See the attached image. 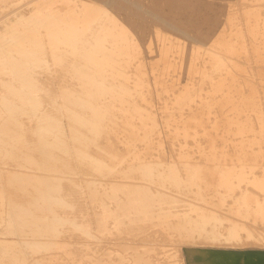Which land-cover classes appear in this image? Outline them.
<instances>
[{"label":"bare ground","instance_id":"bare-ground-1","mask_svg":"<svg viewBox=\"0 0 264 264\" xmlns=\"http://www.w3.org/2000/svg\"><path fill=\"white\" fill-rule=\"evenodd\" d=\"M61 1L62 15L55 10L39 13L40 7L27 5L0 30V226H5L0 264H65L66 257L59 259L56 253L63 251L66 256L76 244L88 256V249L99 240L95 225L100 222L92 209L97 189L89 176L108 177L110 196L120 192L126 203L138 209L127 224L117 219L116 229L140 232L148 225H160L176 233L183 244L175 251L174 264H264L258 231L219 213L225 208L244 218L264 219V163L246 165L239 158L234 165L220 166V153L209 149V155L217 156L210 166L217 173L207 175L196 172L203 166L183 159L180 170L194 171L180 173L173 162L164 163L163 150L154 152L156 158L151 154L149 161L141 159L149 155L152 140L148 139L171 115L177 118L175 137L186 143L190 137L204 141L209 140L206 135L225 137L232 131L236 148H244V139L255 145L258 135L253 129L264 127L262 114L254 110L241 116L232 114L234 105L222 108L239 88L229 86L228 66L233 61L222 47L229 41L210 26L146 9L140 0ZM153 1L169 7L175 16L183 14L180 0ZM113 7L126 17L109 16ZM150 21L155 26L147 30ZM25 26L29 29L23 30ZM137 31H142V38L134 37ZM183 37L190 41L186 46ZM136 48L180 68L170 86L169 78L137 67L132 61ZM53 66L62 71H49ZM153 84L164 93L160 103H154ZM224 87L222 99L210 103L200 93ZM254 98L247 95L245 101ZM211 111L221 112V118L204 126L212 119ZM252 118L256 127L249 123ZM111 125L122 129V144L111 139L101 142ZM189 152L179 149V154ZM208 176L218 177V184L196 179ZM154 178L169 180L176 190L186 187V194L198 201L176 208L177 196L149 186ZM162 199L171 205L157 208L156 201ZM138 248L134 264H154L145 255L147 248ZM97 264H103L101 258Z\"/></svg>","mask_w":264,"mask_h":264},{"label":"rangeland","instance_id":"rangeland-1","mask_svg":"<svg viewBox=\"0 0 264 264\" xmlns=\"http://www.w3.org/2000/svg\"><path fill=\"white\" fill-rule=\"evenodd\" d=\"M134 1L137 0H132L130 2ZM140 1L145 3L143 7L146 9H155L159 13L163 11L164 14L169 17L180 16V18H182V20H184L188 24L192 23L199 26H210L211 28L218 30V34H221V36L229 41V45L223 44L222 47L227 49L228 58L230 61H233L228 66V68L230 69L229 86L231 87L233 84L236 87L239 86L238 90L235 93H231V96L234 99L228 103H223L222 108L224 107L223 109H227L231 105H234L232 114L241 116L252 114L255 110L262 114L260 117H262V119L264 120V0H187V5H185L182 0H180V3L182 4L180 6V10L183 11V14L180 13L177 14V16H175L176 13L170 12L169 7L162 6L163 8H161V4L158 6L154 5L153 3L156 2H154L153 0ZM148 2H150L151 4ZM61 4V0H10L7 2H3L2 0H0V30L1 26L6 21L12 22V19L16 17L15 15L17 14V12L24 9L27 5H35L37 7H40L42 10L39 11V13H42L43 10H55L59 15H62V12L60 10H62L64 5H62L63 7L60 8ZM56 5L58 9H54ZM112 15H114L115 17H126L125 13H122L121 9L116 10V8L114 7L112 8V10L110 8L109 11V16ZM120 23H122V21H120L118 25ZM147 24L149 26L147 30H150L151 28L153 29V26H155V23L152 21L148 22ZM24 29H29V27L25 26L23 27V30ZM167 30L174 32V30L171 28ZM148 32H146V35H148H145L146 38H148L147 40L151 38L149 37L150 32ZM133 34L134 37L142 38V31H137ZM111 37L112 36H110V38ZM45 38L46 40H48L47 37ZM183 39H181L184 43V45H182L186 46V44H188L190 41L189 39L188 41H186L185 37H183ZM50 56L51 55H48L47 59H51V62L52 56ZM151 57L152 59L150 58L149 53L136 48L132 56V61L137 64V67H140L142 69L146 68L149 70L150 74L158 75L163 80H168L169 78L167 84L168 86H170L171 82L174 80L172 75L176 72V69L179 70L180 68H178L176 65L169 67L167 60L155 59L154 55H151ZM54 67L56 66H53L51 70L49 69V71L52 72V70L54 69V72L55 70L60 69ZM60 70L62 71V69ZM54 73H56V71ZM217 74L218 73H216V75ZM181 75L183 76L179 79V82H181L184 78V73H182ZM40 77L42 78V80L47 79V75L45 73L40 74ZM215 77L216 76H213V79ZM153 85L154 86L152 87L154 88L153 93L155 97L154 103H160L161 101H163V97H165L163 95L164 93L161 89V92L159 89L157 90L155 84ZM159 87L162 86L158 85V88ZM169 92L166 91L165 95L166 93L168 95ZM200 93L201 95L205 96L204 100L208 101L209 103L210 100H214V98L215 100L222 99L221 96L226 94L225 87L223 89L217 90L216 92L210 91L208 90V88H206L203 89ZM247 95L254 96L255 98L253 100H250L249 103H246L245 97ZM159 97L161 99H159ZM159 103H156L155 105H159ZM261 108H263V112L260 110ZM211 112L212 119L208 122H205L204 126H210L212 123H214L215 117L216 119L217 117L219 119L221 118V112ZM116 119L119 120L118 117ZM176 119H174V116L171 115L167 118L168 122L166 124L160 125L158 129L151 135V137L148 139L152 140V146L148 150L149 155L141 156L140 153L138 154L142 157L141 159L143 161H149L152 158V155H155L154 152L163 150L166 155L164 159L162 158V160L165 161L164 163L168 161L173 162L175 166L178 167L180 173L189 174L194 171L191 169L189 171L180 170L179 165H181V163H184L182 162L183 159L187 160L189 164L203 166L198 167L196 169V172L199 174L207 175H213L217 173L213 168L210 167L217 161L219 162L220 166L226 163L228 165H234L238 163L239 158L244 159L242 163L246 165L251 162L256 164L264 163V127L261 126V129H253V131L258 135V140L254 141V146L260 148H255L250 144L249 140L244 139L241 141L244 148L239 149L235 147L239 144L235 142L232 131H228L225 137L215 135L209 137L208 135H206V138H209V140L204 141L190 137L187 141L189 143H186L185 141H183V138L178 139L173 133L175 128L174 122ZM249 123H253L255 127L257 126V121L255 120V118H252ZM110 127V131L106 132L101 142L107 139H111L114 141L116 140L117 144L119 145L122 144V140L124 139V135L121 133L122 129H120L118 126L114 127L113 125H111ZM208 130H210V127H208ZM248 132H250V129L244 132L245 136ZM148 140L144 141L142 144L140 143V145L147 143ZM222 142L224 144H221ZM137 149H139V146H137ZM179 149L191 151L192 153L189 152L179 154ZM209 149L212 150L215 155H217V153H220L219 160L216 161L218 155L211 156L208 154ZM248 150H254V152H248ZM241 152H243L244 154L240 157L239 153ZM156 156L157 155H155V158ZM10 167H12L11 164ZM89 177L94 180V185L97 189L96 199L93 200L94 203L92 209L100 218V222L95 225V233L99 236V240H96L95 245L92 246V250L88 249V252L87 250H85V252H87L89 254L88 256L90 257H84L83 251H79V248H76V242H72L73 244H76L74 246L73 244H71L73 248H75V251H73V249L69 245V247L72 249V252L66 254V256L63 254V251H60L61 253H59V251L58 253H56L58 254L56 255V257H60L59 259L65 257V259H67L68 256L67 260H61L62 263L66 262L65 264H75L74 262L77 261L76 264H84L85 262H87L88 264H97L98 260L101 258L103 264H134V255L137 254V250H139L138 247L147 248L145 255H147L150 261L154 264H174V259L176 262H178V258L177 256H175V251L183 244V241L181 242L178 239V237L175 235V232L163 228L160 225H148L144 230L140 232L116 229V225L118 224L117 219H121L125 224H127V218H135L137 216L138 209L132 208L130 204L126 203L120 195V192H117L113 197L110 196L108 177ZM196 179L202 181V183L206 181L212 186L218 184V177L208 176L197 177ZM148 184L153 190L162 191L166 196H177L178 199H180L177 203L178 206H176V208L178 209H184L186 207V203L189 200L198 201L194 196L186 194V187H184L183 189L178 188L176 190L169 184V180L165 178H161L159 180L154 178V180L148 182ZM242 187H244V184H242ZM238 189L239 190L236 189L237 192L240 191V188ZM211 190H214V187H211ZM156 203L157 208L161 206L171 205L169 203H166L164 199L158 200L156 201ZM69 213H75V211L65 214ZM219 213L225 217L230 218L233 221L236 220L239 223H247L250 227L258 231V234H260L264 243V219L254 216L244 218V216L240 212H230L225 208L220 210ZM4 227L5 226H0V236H4L2 234V232L4 231ZM73 239L74 238L72 237L71 240ZM77 247L79 246L77 245ZM77 250L80 252L79 256H77ZM62 254L64 255V257L61 256ZM72 255H74L75 257H73ZM69 261L73 263H70Z\"/></svg>","mask_w":264,"mask_h":264}]
</instances>
